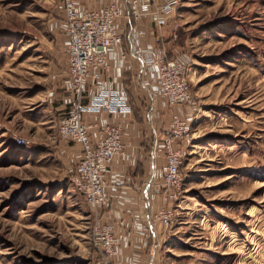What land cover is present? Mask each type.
Here are the masks:
<instances>
[{
  "label": "rangeland",
  "instance_id": "rangeland-1",
  "mask_svg": "<svg viewBox=\"0 0 264 264\" xmlns=\"http://www.w3.org/2000/svg\"><path fill=\"white\" fill-rule=\"evenodd\" d=\"M59 5L0 0V264L94 259L92 211L69 180L60 107L47 98L66 61L50 27ZM160 30L186 62L195 114L153 264H264V0H179ZM125 82L145 130L146 104Z\"/></svg>",
  "mask_w": 264,
  "mask_h": 264
},
{
  "label": "built area",
  "instance_id": "built-area-1",
  "mask_svg": "<svg viewBox=\"0 0 264 264\" xmlns=\"http://www.w3.org/2000/svg\"><path fill=\"white\" fill-rule=\"evenodd\" d=\"M96 3L60 0L50 27L62 35L66 61L52 75L47 98L60 107L57 131L69 151V180L92 211V264H153L151 240L159 242L175 216L170 204L179 195L195 114L186 62L169 56L160 30L179 0ZM127 74L146 104L145 130Z\"/></svg>",
  "mask_w": 264,
  "mask_h": 264
},
{
  "label": "crops",
  "instance_id": "crops-1",
  "mask_svg": "<svg viewBox=\"0 0 264 264\" xmlns=\"http://www.w3.org/2000/svg\"><path fill=\"white\" fill-rule=\"evenodd\" d=\"M89 5H96V0H86Z\"/></svg>",
  "mask_w": 264,
  "mask_h": 264
}]
</instances>
